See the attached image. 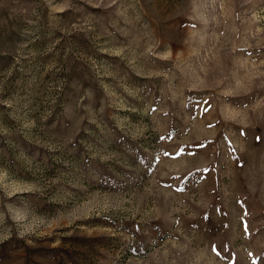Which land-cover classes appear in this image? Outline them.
<instances>
[{
	"label": "rangeland",
	"instance_id": "1",
	"mask_svg": "<svg viewBox=\"0 0 264 264\" xmlns=\"http://www.w3.org/2000/svg\"><path fill=\"white\" fill-rule=\"evenodd\" d=\"M0 264H264V0H0Z\"/></svg>",
	"mask_w": 264,
	"mask_h": 264
}]
</instances>
